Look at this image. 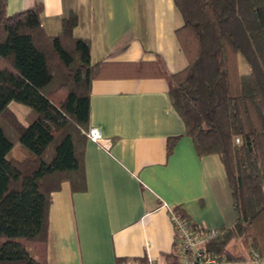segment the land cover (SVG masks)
<instances>
[{
	"label": "trees",
	"instance_id": "trees-1",
	"mask_svg": "<svg viewBox=\"0 0 264 264\" xmlns=\"http://www.w3.org/2000/svg\"><path fill=\"white\" fill-rule=\"evenodd\" d=\"M174 3L188 66L168 78L169 98L197 155L219 157L237 215L207 250L230 262L252 253L264 259V0ZM42 13L37 0L9 16L0 0V264H43L52 194L65 182L72 192L86 190L99 65L91 64V42L74 36L76 13L55 36L43 28ZM12 102L30 109L28 127ZM180 139L168 140V155ZM17 144L29 152L22 160L11 156ZM174 212L184 217L179 207Z\"/></svg>",
	"mask_w": 264,
	"mask_h": 264
},
{
	"label": "crops",
	"instance_id": "crops-1",
	"mask_svg": "<svg viewBox=\"0 0 264 264\" xmlns=\"http://www.w3.org/2000/svg\"><path fill=\"white\" fill-rule=\"evenodd\" d=\"M38 1L48 35H57L71 12L78 15L74 36L91 42V64L99 65L90 127L111 141L107 148L87 138L86 190L72 192L65 182L52 194L43 264H176L173 214L198 229L234 226L219 157L197 155L169 98L168 78L188 66L176 37L183 18L174 0ZM36 2L7 0V15ZM23 106L12 102L9 109L28 127L30 109ZM175 137L181 139L168 155ZM257 256L233 264H264Z\"/></svg>",
	"mask_w": 264,
	"mask_h": 264
},
{
	"label": "built area",
	"instance_id": "built-area-1",
	"mask_svg": "<svg viewBox=\"0 0 264 264\" xmlns=\"http://www.w3.org/2000/svg\"><path fill=\"white\" fill-rule=\"evenodd\" d=\"M87 138L107 148L111 145V141L104 138L99 127H90ZM236 142L239 143V139ZM172 220L177 233L176 264H233L224 258L216 257L207 250V245L221 234L220 229L210 227L193 230L185 220L175 214L172 215ZM148 264L154 263L150 261Z\"/></svg>",
	"mask_w": 264,
	"mask_h": 264
},
{
	"label": "rangeland",
	"instance_id": "rangeland-1",
	"mask_svg": "<svg viewBox=\"0 0 264 264\" xmlns=\"http://www.w3.org/2000/svg\"><path fill=\"white\" fill-rule=\"evenodd\" d=\"M242 70H243V72L247 71V67L245 65H243L242 66ZM21 106H23V105H21ZM23 107H25V106H23ZM25 108H27V107H25ZM25 152H26V155L29 154V152L26 149L22 148L21 145L17 144L15 146L13 152L11 153V156L14 157V158L21 159L23 157L22 154L25 155L24 154Z\"/></svg>",
	"mask_w": 264,
	"mask_h": 264
}]
</instances>
